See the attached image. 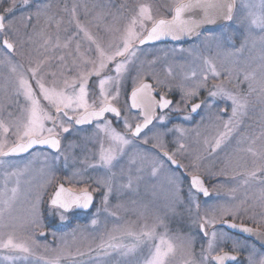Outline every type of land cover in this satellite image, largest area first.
<instances>
[{
  "label": "snow or ice",
  "instance_id": "6c2138e0",
  "mask_svg": "<svg viewBox=\"0 0 264 264\" xmlns=\"http://www.w3.org/2000/svg\"><path fill=\"white\" fill-rule=\"evenodd\" d=\"M79 7L74 3L69 9L65 4L58 10L69 14L67 23L74 25L76 30L63 43L59 35L54 43L50 36L45 39L41 45L44 48L43 58L36 60L35 66L30 60L26 69L23 64L16 63L14 57L18 49L35 42L33 34L29 32L33 19L38 21L45 16L50 24H55L57 30L63 20L58 18L56 12L49 15L52 8L50 0H9V5L0 13V65L6 66L11 74L5 81V92L11 88L8 104H0V165L4 166L3 187L0 188V251L9 253L3 259L26 261L34 257L33 246H38L37 241L32 235H20L18 229L25 224L44 226L40 208L43 191L35 195L30 218L16 223L15 218L11 217L13 205L20 195V177L27 172L31 161L21 168L14 166L7 158L29 153L36 146H45L54 153L53 160L58 161L63 156L67 162L71 157L74 163L79 160L84 165L76 169L73 176L84 177L89 170L98 173L95 177L81 179L74 184L70 181L72 186L65 187L61 183L54 189L47 202L48 212L58 217L61 223L68 220L66 214L73 209H89L97 193H102L104 210L108 211L112 195L125 190L138 193L142 183L158 179L167 168L165 182L170 200L167 208L172 218L181 224L185 220L184 211L188 213L189 232L175 237L170 236L167 230L159 232L160 227L166 228L159 217L156 223L150 227L145 224L139 232L130 227L113 228L101 236L96 246L97 256L108 258L102 264H108L109 260H114L115 264H172L178 251L183 257L182 264L236 262L238 257L232 253L242 250L239 242L233 241L231 249L226 251L221 244L230 237L223 230L218 231L217 225H226L246 234H259L258 229L234 221L241 217L242 210L247 213L257 205L261 208L260 216L264 218V122L258 134L248 135L241 131L249 111L255 110L257 105L262 106L264 116V0H167L162 5V13L154 11L149 0H137L131 7L126 2L119 5L109 2L99 6L94 17L97 21L94 25L96 33L80 21ZM17 9H22L19 17L9 19ZM217 19L236 21L234 34L221 33L219 37H211L216 42L217 58L203 57L201 74L194 69L190 76H185L184 80L189 83L181 82L178 85V100L168 98L173 92L171 85L157 99L156 88L165 87V82L155 76V83L146 82L147 74L141 75L139 71L132 77L130 93L126 92L125 81L130 75V67L138 59L140 46L164 38L180 40L183 37H198L202 25L213 24ZM101 22H104L102 28ZM101 30L103 35L99 34ZM64 31L69 29L65 28ZM236 32L243 38L238 48L234 43ZM74 42L75 47L72 48ZM85 44L87 47L82 52ZM257 44L260 47L257 67L251 68L245 60L241 68L243 52L249 45L255 49ZM57 49L64 51L60 55L47 54ZM221 52L229 59L230 67H226L223 61L218 66ZM149 63H155V60ZM171 74L169 69L168 75ZM210 80L214 81L211 85ZM229 84L233 87L229 88ZM243 84L247 85V91L240 89ZM201 91L207 92L203 100L199 99ZM122 94L125 99L123 107H120ZM13 105L17 107L19 115L7 111ZM189 105L190 111H187ZM201 109H204L205 115L201 116L194 129L179 125L166 128L171 113L187 111L182 119L189 121ZM133 110L139 113L132 117L137 120L134 126L130 119ZM157 110H160L159 115ZM5 111L7 117L3 115ZM109 113L116 117L117 123L122 119V131L107 118L106 114ZM205 120L208 122L206 127L214 128L211 137L200 131ZM157 121L159 127L166 128V131L154 132L151 138L145 135L142 142L146 145L155 141L153 147L160 149L166 160L150 154V150H141L135 143L150 125L157 127L154 123ZM85 125L91 126L90 130L84 128ZM72 132L79 135L65 144L66 134ZM169 132L179 133L180 137L178 146L171 151L163 142V137ZM190 132H195V143L199 145L195 149L181 142ZM233 141L235 145L232 151L227 152ZM220 152H225L224 166L219 172H213L204 162L215 158ZM241 153L250 157L252 164L248 168L245 161L243 171L238 170L242 165L234 160V156ZM186 156L189 162L182 163ZM8 168L12 170L8 171ZM229 170L232 172L230 179L235 182V186L228 189L232 199L236 198L235 193L241 188H258L259 195L254 199L245 195L239 204L231 206L208 205L205 200L206 209L201 214L200 194L205 198L212 195L206 186V179L220 175L229 179ZM13 178L14 186L9 187ZM45 187L42 185L41 189ZM217 187L213 185L214 189ZM155 188L153 184V192ZM250 199L252 203H249ZM6 215L10 222H5ZM111 215L115 216L116 213L112 212ZM250 218L255 219V216ZM230 220L233 222L230 223ZM91 223L96 225L98 221L93 219ZM192 228L196 231L193 232ZM40 235L45 233L41 232ZM52 235L55 238L56 233ZM197 236L201 240L199 254L196 251ZM125 239H130L131 243H125ZM66 255L84 256L86 253L77 250L75 254L68 252ZM256 255L249 254L248 264H264V255H260L259 259H256ZM59 260L58 255L51 264H59Z\"/></svg>",
  "mask_w": 264,
  "mask_h": 264
},
{
  "label": "rangeland",
  "instance_id": "374dc122",
  "mask_svg": "<svg viewBox=\"0 0 264 264\" xmlns=\"http://www.w3.org/2000/svg\"><path fill=\"white\" fill-rule=\"evenodd\" d=\"M45 2H48V0H45ZM109 2L115 5L126 2L131 7L135 3H137V0H91V2H88L86 0V4H81V0H50L52 8H59V4H62L61 6L63 7L65 4H67V7L69 9H71L74 3L80 5V7L78 8V13H80V10H82V23H85L93 31V33H96V28L94 25L97 23V21L94 19V17L99 11V6L108 4ZM149 2L153 4L154 11L159 10L162 13L164 11L162 5H164L167 0H149ZM0 3L2 13L3 8L9 5V0H1ZM94 5L97 7H94ZM33 7H35V4L33 5ZM21 10L22 9H17L8 18L12 19L13 16L19 17ZM23 11L27 12L28 10L23 9ZM85 12H88V15H85ZM40 20V27L37 26L35 32L32 33L34 41L40 43V46L38 48H32V43L30 44L31 46L26 45L23 49H18L14 57V61L18 64H23L25 69L29 67L30 60L32 62V66H35L36 60L43 58L42 54L44 53V48L41 47V45H43L45 39L50 36L52 42L54 43L57 35H59L61 43H63V41L66 40L67 37L76 30L74 25H69L67 23V21L69 20L68 13H66V23L64 24L63 22L59 30H57L54 23L50 24L45 16H41ZM108 22H110V18L108 19ZM103 23L104 22H101V28L103 27ZM63 25H65V27ZM236 27L237 23L236 21H233L228 26L219 27L210 32H201V34L194 42L186 45L159 43L157 45L140 47V51L138 52V59L136 60L135 64L130 67V75L125 81L124 88L126 92L129 93V91L131 90L132 77L136 76L137 72L139 71L141 75H144L146 73L147 75L145 76V79L152 81V83H155V81L153 80L154 76L159 80L165 82V87H157V89L161 93L167 92L168 86L171 85L173 87V92L169 95L175 96L178 100L180 96L178 85L181 82L189 83V81L184 80L185 76H190L191 72L194 69L198 74H201L203 57H209L211 59L217 58L216 42L213 41L211 37H219L221 33H224L225 35H233V30ZM65 28H68L69 31L65 32ZM99 34L103 35L104 33L101 30ZM235 36L236 39L234 43L238 48L243 38L239 32H236ZM74 47L75 42L72 45V48ZM86 47L87 45L85 44L84 48H82L81 51L83 52ZM56 51L58 52V55H60L64 50L57 49ZM47 54L57 55L55 52H50ZM259 57V44H257L255 49H252L251 45H249V48L246 49L242 54V62L240 67L242 68L244 66L243 61L245 60L250 63L251 68L257 67L259 63ZM153 60H155V63H149ZM220 61H223L226 67L231 66L229 59L224 57L223 52L220 53L218 66ZM169 69L172 73L171 76L168 75ZM4 70L7 71V76L5 75V72H3ZM10 75L11 74L8 68L6 66H1L0 76H6V78H8L10 77ZM49 79H51V77H49ZM93 79L95 78L93 77ZM5 81L6 79L3 78L2 82L0 83V104L6 105L8 104V96L11 95V88L9 87L7 93L5 92ZM213 82L214 81L210 80L209 84L211 85ZM233 83H235V79L233 80ZM228 87L231 88L233 87V85L229 84ZM240 89L242 91H247V85H240ZM206 97L207 92L201 91L199 99L203 100ZM124 99L125 97L122 94L119 102L120 107H123ZM7 111H12L15 115H19L18 109L15 105L7 109ZM7 111L3 113L5 117H7ZM188 111H190L189 108ZM186 114L187 111L171 113L170 121L174 119L175 116L177 117V121L175 123H172L171 125H167L168 123H170L169 121L166 122V128H172L174 125H179L186 129H194L197 123L201 121V116L205 115V111L204 109H201L197 117H193V119L189 121H185L182 119V117ZM228 114L230 115V109ZM132 117H135L133 113L130 114V119L133 123L135 119ZM224 118L226 119L227 116H225ZM262 122H264V116H262V106L257 105L255 110L249 111L248 116L244 120V127L241 129V131L248 135L258 134L260 132ZM207 123V120H205L204 125H202L200 128V131L203 133V135L211 137L212 135H214V128L206 127ZM113 125L117 127L118 130H123L122 119L120 123H117L115 121ZM156 125L157 127H151V131L149 130V132L145 135L151 138L154 132L166 131V128L159 127V123H156ZM78 135L79 134L76 132L66 134L64 143L67 144L69 141L75 139ZM178 139H180L179 133L169 132L163 137V142L167 145L173 144L175 149L178 146ZM154 142L155 141H151L150 143L146 144L145 149L150 150V154L156 155V149L158 148L153 147ZM181 142L188 144L190 149L199 147V145L195 143V132H190L187 138L183 139ZM136 144L139 145V142H137ZM234 145L235 141H233V145L229 146L226 151L231 152ZM76 151L79 155V149H77ZM53 155V153L37 149L26 156L7 158L14 166L21 168L24 167L25 164H28L29 161H31V163L28 164L27 172H25L20 177V195L18 196V199L13 205L11 211V217L15 218L16 223H20L21 221L30 218L31 204L34 201L36 193L43 191L42 198L46 196L50 184L60 178V172L58 170L60 168L59 166H62L65 169L67 180L69 182L71 181L72 184H74L78 180H87L88 177H95L96 175H98L97 172L89 170L84 177L73 176V172L78 168H83L84 165L80 164L79 160L74 163L71 157L67 162H65L63 156H61L60 159L56 161L52 159ZM46 157L48 158L46 159ZM224 157L225 152H220L215 158L205 161L204 164L213 172H219V170L224 166L222 163ZM126 160L127 157H125V161ZM234 160L238 161L242 165V167L238 169L239 171L244 170L243 165L245 164V161H247L248 168L252 167L251 158L243 153L234 156ZM188 162L189 157L186 156L182 159V163ZM11 170V168H8V171ZM3 171L4 166L0 165V188L3 187ZM164 173L165 172H162L160 177L156 180H153L149 183H142L140 185L138 193L135 191L126 190V192L124 191L123 193L112 195L110 197L108 211L104 210V205L102 202L99 204L97 203V205L90 212L86 214H79V218L82 219H75L73 221L70 219L71 217H68L67 221L61 223L58 220V217L49 215L48 209H43V206H40L41 221L44 226L37 227L31 224H25L23 228L18 229V233L20 235H32L33 238L37 241L38 246H33L35 256L29 257V259L26 261H7L3 259V256L8 255L9 253L0 251V264H51L52 261L56 260L58 255L60 256L59 264H102L103 261L108 260V258L106 257L97 256L96 246L100 242L102 235H106L107 232L116 227H130L133 231L139 232L145 224L150 227L154 223H156L157 217L163 219L164 225H166V228L160 227L158 229L159 232H164L165 230H167L170 236H172L173 233H177L174 236L180 235L182 232L183 234L188 233V213L184 211V209H181V211H184L185 216L184 223L181 224L178 223L177 220L172 218V214L167 208V204L170 202V200L169 194L167 192V187H165V176L162 175ZM231 175L232 172L231 170H229V179H226L223 175L213 176L209 178L210 181H213V191L212 196L207 199L208 205H237L241 200L245 198V195H248L253 199L255 198V196L259 195L258 188H250L248 190L241 188L235 193L236 198L232 199L228 189L234 187L235 182L230 179ZM162 176L164 180L162 179ZM49 181L51 182L49 183ZM88 182L91 183V181ZM14 183L15 178H13L9 183V187L14 186ZM153 184H155L156 186L155 192H153L152 190ZM42 185H46L43 190L41 189ZM213 185H217L218 187L214 189ZM93 187H95L94 184ZM184 194H187V190L185 189ZM221 195L223 196V198ZM200 201V212L201 214H203L206 209V205L204 204L205 200ZM249 203H252V199L249 200ZM117 205H122V207L117 208ZM186 207L187 205L184 206V208ZM112 212H115L116 215H111ZM193 212H195L194 206ZM260 212L261 208L259 207V205H257L254 209L250 208L247 213H243L242 210V215L238 219L244 220L247 223H251L256 226L263 227L264 218L260 216ZM48 215L49 217L45 219L44 217ZM253 215L255 216V219L250 218ZM93 219H96L98 221L96 225H93L91 223ZM46 220L48 221L46 222ZM5 222H10L7 215L5 216ZM217 230L219 231L222 229L217 227ZM192 231L195 232L196 229L192 228ZM41 232H44L45 235H40ZM53 232L56 233L55 238L52 235ZM61 237H63L64 239H61ZM124 242L131 243V240L125 239ZM45 245L47 246V248H45ZM90 248L93 249V251H89ZM61 249H63V252H61ZM77 250L85 252L86 255H74L73 257H68L66 255V253L68 252L75 254ZM145 251H147L146 248ZM179 255L180 252L178 251L175 258L172 260V264H176L178 262ZM108 264H115V261L109 260Z\"/></svg>",
  "mask_w": 264,
  "mask_h": 264
},
{
  "label": "flooded vegetation",
  "instance_id": "af4514ba",
  "mask_svg": "<svg viewBox=\"0 0 264 264\" xmlns=\"http://www.w3.org/2000/svg\"><path fill=\"white\" fill-rule=\"evenodd\" d=\"M53 1H56V0H53ZM62 1V0H61ZM84 1V2H83ZM88 2H91V0H87ZM0 2H1V0H0ZM56 3H59V2H56ZM81 4H86V0H81ZM62 4H59V8L58 7H54V8H51V10H50V12H49V15L51 14V13H53V12H56V13H58V18H61L62 20H63V22H64V24L66 23V13L65 12H62V11H58L59 9H62L63 8V6H61ZM86 8V7H85ZM0 13H1V3H0ZM82 10H80V13H78V15H79V19H80V21L82 22ZM46 18V17H45ZM41 22V20L39 19L38 21L36 20V19H33V21H32V24L30 25V27H29V30H30V32L31 33H34L35 32V29H36V27L37 26H39L40 27V23ZM232 22H227V23H223V24H221V25H218V26H215V27H213V28H208V29H203V30H201L200 31V34H201V32H210V31H212V30H214V29H216V28H219V27H223V26H228V25H230ZM64 27H65V25H63ZM61 28V27H60ZM197 39V36L194 38V40H192V41H190V42H187V43H171V42H159V43H169V44H175V45H186V44H189V43H192V42H194L195 40ZM159 43H147V44H145V45H142V46H140V47H145V46H149V45H157V44H159ZM36 44V45H35ZM40 43H37V41H35L34 43H32V48H38L40 45H39ZM29 46H31L30 44H29ZM18 51V50H17ZM57 55H58V52L55 50L54 51ZM1 66L2 65H0V70H1ZM3 72H5V75L7 76V71L6 70H4ZM6 76H4V77H1L0 76V83L2 82V79L4 78V79H6ZM151 83H152V81H150ZM131 91V90H130ZM129 91V92H130ZM161 94V92H159V90L156 88V93H155V95H156V98L157 99H159V95ZM168 98H171V99H173L174 101L175 100H177V98L175 97V96H173V95H168ZM201 100V99H200ZM196 102V101H195ZM165 112H167L168 110H164ZM188 111V110H187ZM135 116H138L139 115V113H138V111H133L132 112ZM157 113H158V115L160 114V110H157ZM107 115V118L108 119H110V120H112L113 121V123H115V121H116V117L113 115V114H106ZM197 115L198 114H193V117H197ZM177 121V117L175 116L174 117V119H172L171 121H169L170 123H168L167 125H171L172 123H175ZM179 121V120H178ZM137 122V120L135 119V121L133 122V126L135 125V123ZM140 122H142V121H140ZM155 124L157 123H159L158 121L157 122H154ZM89 127H91V126H88V125H85L84 126V128H87V129H89ZM151 127H153L152 125H150L149 126V129L151 128ZM149 129H145L144 130V133H142V135H141V137L139 138V139H137L136 140V142L135 143H137V142H139V146H140V149H145L146 148V145L145 144H143V139H144V136H145V134L146 133H148L149 132ZM152 129V128H151ZM151 131V130H150ZM167 145V144H166ZM170 146V147H169ZM167 147H168V149L171 151L172 149H174V145L173 144H168L167 145ZM37 149H41V150H44V151H47V152H49V153H52V151L50 150V149H46V148H42V147H40V146H38V147H36V148H34V149H32L29 153H26V154H24V155H22V156H26V155H28V154H30V153H32L33 151H35V150H37ZM161 152V150L160 149H156V155L158 156V157H160V158H163V159H165L166 160V158L165 157H163V155L160 153ZM54 154V153H53ZM22 156H19V157H22ZM170 163V162H169ZM60 168L58 169L59 170V172H60V178L59 179H57V180H55L52 184H50V186L48 187V191H47V194H46V196L44 197V198H42V200H43V203L41 204V206H43V209H48V200H49V197H50V195H51V193H52V190H53V188L57 185V184H59V183H63L66 187H69V186H72V184H70V182L67 180V175H66V171H65V169L62 167V166H59ZM117 171H118V169H117ZM164 174H162L163 176H165L166 177V175L168 174V171H167V168L164 170ZM163 176H162V179H163ZM64 179V180H63ZM164 180V179H163ZM165 181V180H164ZM212 182L213 181H210V179L208 178V179H206V186L209 188V190H210V192H212L213 191V189H212ZM165 187H166V183H165ZM185 190H187V183L185 182V188H184ZM125 192H126V190H125ZM212 196V195H211ZM210 196V197H211ZM222 196V195H221ZM209 197V198H210ZM209 198H205L204 196H202L201 194H200V196H199V200H207V199H209ZM222 198H223V196H222ZM102 202V193H97V194H95V199H94V203L92 204V206H91V208L89 209V210H86V211H84L83 209H79V208H77V209H73L72 211H70L69 213H67L66 215L68 216V217H71L70 219L71 220H75V219H82V218H79V214H86V213H88V212H90L96 205H97V203L99 204V203H101ZM44 211H46V210H44ZM44 216V215H43ZM49 217V215L48 216H45L44 218L45 219H47ZM48 220H46V222H47ZM234 222H236V223H243V224H246V225H250V226H252V227H255V228H259V229H261L262 231H264V226L263 227H260V226H256V225H253V224H251V223H247L246 221H244V220H240V219H237V220H235ZM217 227L218 228H221L227 235H228V237H230V239H228L227 241H226V243H223V244H221V246L222 247H224L225 248V250L227 251V250H230L231 249V247H232V242L233 241H238L239 242V244H240V246H241V248H242V250L239 252V253H232V254H234V255H237V257H238V259H237V261L236 262H228V264H248V256H249V254L250 253H254V254H257L256 255V259H259V256L260 255H264V243L263 242H258L257 240H255L254 238H252L251 236H245V235H243V234H241V233H238V232H234V231H230V230H228V229H226L224 226H221V225H217ZM172 234V233H171ZM177 234V233H176ZM176 234H172V236L173 237H175L174 235H176ZM181 234H183V232L181 233ZM200 246H201V240H200V237L199 236H197V238H196V251H197V254H199V250H200ZM182 259H183V257H182V254L180 253V255H179V259H178V262L176 263V264H182ZM180 262V263H179Z\"/></svg>",
  "mask_w": 264,
  "mask_h": 264
},
{
  "label": "water",
  "instance_id": "95a60500",
  "mask_svg": "<svg viewBox=\"0 0 264 264\" xmlns=\"http://www.w3.org/2000/svg\"><path fill=\"white\" fill-rule=\"evenodd\" d=\"M223 23H227V21H225V20H223V19H217L216 20V22L215 23H213V24H205V25H202L201 26V29H200V31L201 30H203V29H208V28H213V27H215V26H218V25H221V24H223ZM196 36H192V37H183L182 39H180V40H172L171 38H164V39H162V40H159V41H155V42H149V43H159V42H171V43H187V42H190V41H192V40H194V38H195ZM146 82H149V83H151L149 80H146ZM130 93V92H129ZM169 99H171V98H169ZM196 102H198V101H196ZM190 105L188 106V108L190 109ZM133 111H137V110H133ZM195 115V114H194ZM36 147H38V146H36ZM35 147V148H36ZM40 147H42V148H46V149H48L47 147H45V146H40ZM31 151V150H30ZM52 151V150H51ZM162 155H163V152L161 151L160 152ZM26 154V153H25ZM22 155H24V154H22ZM21 155V156H22ZM61 183H59V184H57L54 188H53V190H52V192L54 191V189L57 187V186H59ZM65 186V185H64ZM66 187V186H65ZM52 194V193H51ZM202 195V194H201ZM203 196V195H202ZM91 208V207H90ZM89 208V209H90ZM89 209H87V210H89ZM84 210V209H83ZM84 211H86V210H84ZM231 222H233V221H231L230 220V223ZM236 223V222H235ZM237 224H240V223H237ZM244 226H247V227H251V228H254V229H258V233L259 234H256V233H253V234H246V233H243V232H240L239 230H237V229H231V228H228L226 225H221V226H224L226 229H228V230H230V231H234V232H238V233H241V234H243V235H245V236H251L252 238H254L255 240H257L258 242H263L264 243V231H262L261 229H259V228H255V227H252V226H250V225H246V224H243Z\"/></svg>",
  "mask_w": 264,
  "mask_h": 264
}]
</instances>
